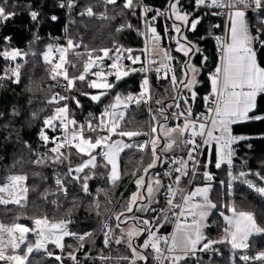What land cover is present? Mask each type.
Instances as JSON below:
<instances>
[{
  "label": "snow or ice",
  "instance_id": "snow-or-ice-1",
  "mask_svg": "<svg viewBox=\"0 0 264 264\" xmlns=\"http://www.w3.org/2000/svg\"><path fill=\"white\" fill-rule=\"evenodd\" d=\"M191 3L193 11L189 12L185 10L181 0H166L167 6L163 10L151 7L144 0H123L122 5L118 4V0H98V4L103 5L105 9L109 5L118 7V15H123L124 10H128L132 15H136L138 10L143 13L139 18L146 25L147 32L150 33L151 51L153 54L151 65H157L156 67L142 66L137 69L125 65L122 63V59L130 60L131 64L135 65L141 61V58L133 56L131 54L132 49H125L121 45H115L114 48L101 49H89L87 45H84L85 51L88 54V59L84 63V71L78 77H70L65 65L71 64L72 67H75V64L66 59V54L69 50L81 47L82 40L75 41L69 37L66 47L56 46L55 51L60 54L56 62L52 58L53 45H48L47 51L42 53L43 62L51 65L50 78L56 80L57 77L63 76V79L67 81V84L64 85L66 91H70L74 87L76 80L85 82L86 75L90 69L99 67V71L92 73L99 79L89 81L87 87L102 89L103 91L97 95L80 92V95L89 96L92 101L97 103L100 102L103 96L108 95L130 72L139 71L148 73L149 71H154L157 74V79L169 81L171 90L174 92V95L171 97V103H166L162 96L160 99L155 100V103L160 106L155 112L152 111L151 107L149 108L151 118L155 122L151 126L150 133L139 130H122L120 123L125 119V111H109V109H119L121 106L124 110H127L130 103H135L137 106L141 103H148L152 99V85L147 75H144L142 79L141 91L138 95L128 94L122 96L121 94H117L114 97V102L105 107L96 123H93V120L97 118L89 113V116L92 118L87 120L85 124H78L76 119L71 117L67 103L55 107L53 113L43 119L44 127L39 132V138L45 145L48 143L55 145L48 149V152L54 155L42 154L32 161V163L48 167L52 165H67L66 172L55 173L56 187L54 190L45 187L43 191L38 192L41 199L52 204H57V200L48 201V196L63 194L67 198L69 195V183L79 185L80 190L85 195L90 196L91 192L88 182L97 175L95 170L99 167L108 170L107 180L115 187L122 176L119 168L120 154L125 149L130 148H135L141 152H145L146 150L150 152L152 159L146 167H143L144 175L139 176L134 181L137 191L122 206L124 210L114 217L117 222L116 228L120 229V234L116 236L107 220L103 222L101 232L104 237V247H110L111 243H115L116 245L126 244L127 248L131 251V257L126 255L115 257L117 262L128 261L129 264H137L138 261H143L144 264H148V256L143 254L134 243L135 238L144 232L148 233L149 238L144 241L143 248L145 250L151 248L156 254L155 259L159 261L163 257L170 264H180L181 261L188 259L190 255L194 256L197 251L211 250L213 245L218 243H229L234 250H246L250 246L248 241L253 234H264V226L257 223L254 213L247 211L237 212L235 207H231L229 208V211L233 214L231 217L221 212L228 225L225 229L226 237L221 240L207 239L201 231L206 226L203 222L210 214V211L217 208V204L209 198V192L211 191L210 183L204 187H197L194 192L183 198L184 205L186 206L189 205L194 196L199 195L201 200L187 208L188 213L193 217L192 223L187 225L186 228H181L178 225V231L181 234L179 237L175 235L172 237L171 245L167 248L168 256H163V250L159 246L161 238L156 236L155 232L148 227L139 226V224L148 226L152 221L150 219H141V217L135 215L132 217H128L127 215L128 213H134V211L145 213L155 211L151 205L159 202L157 197L161 194L162 190L172 193L167 199L169 211L181 207L180 204L174 203L175 191L172 185H165L158 173L153 174L149 180H145V176L149 174L150 169L157 167L158 163L161 165L164 163L178 165L170 168L164 175L172 179L176 185H179L182 177L188 175L189 165H191L192 176L195 177L197 174L196 170L201 166L198 157L202 155V150L205 147L211 149L214 144L215 167L219 169L222 165H227L231 168L235 151L232 145L245 139L243 136H234L232 134V125L249 120H264V115L255 114L257 97L264 95V66H261V63L258 61V52L260 49H264V18H261L259 24L256 25L255 32H253L252 26L246 18L249 10L264 12V0H191ZM75 4L76 0H60L59 6L61 8L67 7L71 10ZM15 7L16 5L10 3V0H0V24L7 23L17 15L15 10H10L15 9ZM28 7L31 20L37 21L39 12L31 10V5ZM201 8L227 9L229 19L227 38L221 42V39L216 37L220 50V63L209 76L210 93L203 96L207 115H196L193 112L192 105L198 96L196 88L200 83L198 79L200 68L192 61L196 54L201 55L202 63H206L208 57L203 55L198 45L189 40L186 35L187 32H195L198 25H200L202 16L195 15V13H198ZM150 13L151 15H149ZM211 14L221 15L222 11H213ZM80 15L95 16L102 20H114L116 18L115 16L110 17L107 11L97 14L94 12L93 5L91 4L87 5ZM160 17H164L165 20L174 18L171 25H165L164 35L168 36L170 40H175L176 47L174 51L182 53L186 58L178 61L181 64L179 77L176 75L175 69L170 68L167 63V61H174L177 58L171 55V50L164 49L161 46L163 37L157 32L155 26ZM52 19L55 20L56 17L53 16ZM132 27L131 24H121L116 28V31L120 32ZM5 40L9 41L10 37H5ZM93 52H102V55L93 56ZM112 52L117 53L114 58L110 55ZM123 52H127L128 55L122 57L121 54ZM75 54L77 56L81 55V53ZM23 55L26 54L21 53L18 49L5 48L0 50V57L5 60L16 61L18 57H22ZM157 56L161 57L159 61L155 58ZM105 59L112 60V63L108 67L113 71L106 73L103 70V61ZM98 61L101 62L100 65H97ZM21 67V64L16 63L14 67L7 68L4 75L0 76V80L7 78L11 79L13 83H19ZM162 69L164 70L163 75H161ZM169 73H171L170 76ZM109 76L115 77V82H110ZM182 89L186 90L187 95L182 94ZM69 99L73 100L77 107H81L80 101L75 96L67 97L59 93L47 98L46 103L60 105L61 101ZM181 101L183 104H181ZM171 109H175V111H170ZM157 113L164 122L170 118L176 120L182 118L183 123L177 124L175 127H168L166 123L160 122ZM12 114L14 116L19 115L15 109H13ZM109 117L111 118L110 120L105 119ZM31 119H39L38 114L33 112ZM69 125L72 126L71 130H69ZM45 128L51 129L53 132L57 128H60L63 135L50 138L46 134ZM86 132L98 134L92 137L85 135ZM160 132H163L165 137L163 147H160ZM114 135L122 138H133L141 135L150 136L151 147L150 149L148 148L149 141L126 143L123 139L113 140L112 137ZM197 137L200 139L198 140ZM25 147L32 151L31 145L25 144ZM65 148L75 149V154L81 157L78 164L73 165L70 159L73 153L71 151H62ZM174 148L181 150L187 148L186 157L173 156L165 159L162 154ZM84 157L87 158L84 159ZM208 163H211V152L209 153ZM204 167L207 168V164ZM137 171H140V169L132 173L134 177L137 175ZM173 172L178 173V175L173 177ZM35 175L41 176L39 172L35 173ZM228 175L232 180L245 178L243 183H246L260 197L264 198V175L260 173L254 174L259 178L261 183H254L251 179H246L249 173L245 171H241L238 175H234L232 171H229ZM203 177L209 182L213 180V176L208 171L203 172ZM27 179L26 174H13L7 177V183L0 185V205L5 206V211H11V209L7 208L9 204L18 205L19 207L26 206V203H21V201H27L30 191V187L25 183ZM41 179H47V177L41 176ZM38 187V185H33L31 186V190L36 191ZM229 187H231V183H229ZM105 198L108 203L112 202L107 193H105ZM73 204L75 206V199L73 200ZM225 206L227 207V205ZM57 207H59L58 204ZM99 209L100 202L98 199L89 206V210H95L98 216L101 215ZM105 211H108V209H105ZM70 212L71 210H69V214ZM180 215H184V208L182 207ZM129 218L133 221H139V224L133 223L127 229L121 228V224H126ZM33 220L38 230L36 232L37 240L35 244L27 240V234L33 231L32 228L15 222L11 225H5L0 222V262H5V264H30L29 257L34 251L40 250H44L51 257L53 253L47 250L46 244L48 242L54 243L57 248L63 250L65 246L62 241L67 236L75 237L81 242L77 249L79 251L84 248L82 242L85 238L93 236L92 232L77 234L69 231L68 224L71 223V220H61L52 223L46 216L41 218L34 217ZM113 236H115V239H113ZM201 241L206 242L201 243ZM165 243H167V240H165ZM22 245L24 246L23 250L17 251L21 250ZM6 250H11L12 254H6ZM68 256L75 264H79L76 255L68 253ZM54 258L57 261L62 259L59 255H56ZM98 259L110 261L113 257L102 254ZM240 259L244 261H259L260 264H264V251H260L255 255L243 254Z\"/></svg>",
  "mask_w": 264,
  "mask_h": 264
},
{
  "label": "trees",
  "instance_id": "trees-1",
  "mask_svg": "<svg viewBox=\"0 0 264 264\" xmlns=\"http://www.w3.org/2000/svg\"><path fill=\"white\" fill-rule=\"evenodd\" d=\"M145 3L153 5L160 9L166 8V0H144ZM185 10L192 12L193 5L191 0H181ZM10 3L16 5L15 10L17 15L7 23L0 24V50L18 49L21 53L26 54L18 57L16 61L5 60L0 57V76H3L5 70L14 67L16 63L22 65L20 68V82L13 83L11 79L0 80V183H3L9 175L26 174L28 179L26 185L30 187L25 207L7 206L11 211H5V207L0 208V220L4 224H11L17 217H21L23 222L31 226L33 218L47 217L49 221L56 220H71L68 224V229L77 234L92 232L93 236H88L82 242L84 248L77 251L79 242L75 237L69 236L64 238L63 250H57L54 245H47L48 251L53 253L49 257L44 250L34 251L29 257L30 264H75L70 259L68 253H73L77 256L79 264H129L128 261L117 262L115 257L126 255L131 257V251L126 244L116 245L111 243L110 247H104V237L101 232L103 222H107L112 226L115 235L120 234V229L116 228V214L123 211V205L126 204L130 196L137 191L135 179L144 175L143 167H146L151 162L150 152L138 151H123L120 154L119 168L122 172L121 179L115 187L107 180L108 170L99 167L95 171L97 175L89 180V190L91 195H85L75 183H69V195L67 198L63 194L49 195L48 201L57 200V204H52L41 199L38 192L43 191L45 187L52 190L55 189L54 178L55 173H63L66 167L64 165L38 166L32 161L38 156L44 154L43 148L39 145L37 134L39 133L42 124L41 120L44 115L49 114L53 108L59 106L57 104H47V98H50L52 93L57 91L61 77L56 80L50 78L51 65L43 62L42 53L46 51L48 45L62 47L64 45V29L65 18L64 8H61L59 0H10ZM123 0H118V4L122 5ZM93 5L94 12L97 14L107 11V14L115 16L114 20H96L94 17L81 16L80 13L87 5ZM29 5L31 10L39 12L37 21H32L29 15ZM119 8L109 5L107 9L103 5L98 4V0H76V4L71 10L68 20V36L75 41H81V47L73 49L70 55V61L75 64L71 70V77H78L82 73L81 64L88 55L84 45L89 49L114 48L115 45H121L125 49H132L133 56L141 57L142 40L138 34L140 27L141 16L140 11L136 15H132L128 10H124L123 15H118ZM208 13V14H204ZM195 15H201L202 20L195 32H187L189 40L194 42L200 48V52L207 56V62L202 63L200 54L193 57V63L200 68L198 79L200 81L196 88L198 93L195 101L193 112L198 114L201 112L202 98L210 90V81L206 78L208 72H211L215 67L217 59V47L211 35L214 33L211 20L212 16L208 11L201 10ZM56 19L53 20L52 17ZM246 18L255 32L256 25L259 24L261 18H264V12L248 13ZM167 20L161 17L157 31L163 37L165 49L171 50V55L177 60L169 61L170 68H174L176 75L180 76L181 64L185 58L176 53L172 45H167L168 36L164 35L165 25ZM121 24H131L132 28H126L123 31L117 32L116 28ZM168 25V24H167ZM5 37H10L9 41ZM75 53H81L77 56ZM102 52H93L92 54L100 55ZM113 53V52H112ZM111 54V53H110ZM128 55L127 52L122 53ZM258 61L261 66H264V49L258 52ZM127 65L131 66V61L127 60ZM137 73H131L123 78L108 95L103 96L100 102H94L89 96L80 95V92H87L90 95L96 94L94 88L87 87L86 82L79 80L75 81L74 87L71 89L70 97L75 96L81 104L77 107L76 103L71 100L70 111L73 117L84 123L91 119L89 113L93 117H97L100 108L109 103L113 95L118 89H122V94H137L136 83H131L137 77ZM171 73H169V76ZM88 80L91 76L87 75ZM14 79V77H13ZM113 82V79L109 80ZM133 86V87H132ZM168 89V91H166ZM187 95L186 90H183ZM152 94L153 100L160 99L162 96L165 102L171 100L174 92L168 80L157 79V75L152 77ZM13 109L19 113L18 116L12 114ZM36 112L39 119L32 120V113ZM125 119L121 121L122 130H145L149 127L151 121L146 111L140 107H128L125 110ZM255 114L264 115V95L257 97V108ZM94 121V120H93ZM7 125V127H5ZM232 134L234 136H243L244 140H240L232 145L234 151L233 165L221 166L217 169L214 159L213 149L211 152V163H208L209 154L205 158L207 170L214 174V184L211 186L209 198L217 204L216 209H212L208 218L207 226L204 229V235L210 240L223 239L226 225L222 221L221 212L225 215L229 214V208L235 207L237 212L247 211L255 215L257 223L264 226V198L260 197L246 183H243L245 178L232 180L228 172L232 171L234 175H238L241 171L248 172L246 179H251L254 183H261L259 178L254 175L260 173L264 175V120H249L243 123L232 125ZM25 144L31 145L30 151ZM209 152V153H210ZM87 157H84L86 159ZM142 158V159H141ZM81 157L75 153L71 156L73 165L78 164ZM137 171L134 177L132 173ZM88 171V170H86ZM39 172L41 176L47 179H41V176L35 175ZM151 172V170L149 171ZM223 181V183H221ZM231 183V187H229ZM38 185L36 191L31 190V186ZM99 190V191H98ZM105 193L111 199L108 203L105 198ZM231 193V194H229ZM57 196L59 197L57 199ZM158 198V203L151 207L162 206ZM76 204L74 206L73 200ZM100 202L101 215H97L95 210H89V206L95 201ZM227 205V207L225 206ZM108 209V211H105ZM69 210H71L69 214ZM131 216L135 215L141 219H150V226H165L168 219L162 215H153L149 212L128 213ZM111 217V219H109ZM123 224H121V228ZM115 239V236H113ZM29 242L34 244L33 237H29ZM94 241V243H93ZM145 241L143 237L137 240V247ZM206 241H203V243ZM249 249H264V234L253 235L249 238ZM71 246V247H69ZM23 250V249H22ZM21 250V251H22ZM212 251H221L222 256L206 255L202 257L189 256L180 264H240L235 257L229 255L231 246L229 243H218L213 245ZM148 256V264H156L155 253L151 248L142 251ZM113 257L110 261H102L98 259L101 255ZM61 256V260L57 261L54 257ZM137 264H144L143 261H138ZM258 264V263H253Z\"/></svg>",
  "mask_w": 264,
  "mask_h": 264
},
{
  "label": "built area",
  "instance_id": "built-area-1",
  "mask_svg": "<svg viewBox=\"0 0 264 264\" xmlns=\"http://www.w3.org/2000/svg\"><path fill=\"white\" fill-rule=\"evenodd\" d=\"M59 2H60V0H59ZM148 5H150V4H148ZM150 6L153 7V8H157V7L153 6V5H150ZM71 10H69L67 7H64L65 29H64V34H63L64 45L62 47H66L67 39L69 38V36H68V25H69L68 17H69V14H70ZM201 10L208 11L210 13V15L212 16V18H213L211 20V24H212V27L214 28L215 31L211 35V38L213 39V41H214V43L216 44V47H217V59H216V62H215V67H214V69L211 72H208L207 75H206V78L209 80V76L215 71V68L220 63V60H219L220 50H219V45H218V42L216 40V37H219L221 39V42H222L223 40H225L227 38V35H228V27H229V19H228V15H227V11L228 10L227 9H224V10L207 9V8H201ZM213 11H222V14L221 15H212L211 13ZM248 13H254L255 14V13H259V12H254V11L249 10L247 12V14ZM140 14H141V16L143 15V13L141 11H140ZM149 15H151V13ZM86 17H88V16H86ZM88 18H90V17H88ZM160 18L155 23L156 28H157V25H158V22H159ZM95 19L96 20H100L97 17H95ZM138 34L140 35L141 40H142V47H143L142 51H143V54L140 57L141 61L138 62L135 65H131L130 67L137 68V69L141 68L142 66L156 67L157 65H151V59L153 58V54H152V51H151L150 33L147 32V27L143 23L142 19H141L140 27H139V30H138ZM161 46L165 49L164 43H163V38H162V41H161ZM75 49H78V48H75ZM71 51L72 50H69L68 53L66 54V59L67 60H69L70 59V55H72ZM92 55L95 56V55H98V54H92ZM100 55H102V53ZM110 55L113 56V58H114L115 55H117V53L113 52ZM121 55L123 57V54H121ZM155 58L157 59V61H159L161 57L157 56ZM87 59H88V55L85 57V60L81 64L82 73L84 71V63L87 61ZM56 61H54V62H56ZM126 62H127V60H123L122 59V63L127 65ZM100 63L101 62L98 61L97 65H100ZM111 63H112V60H110V59H105L103 61V65H104V69L103 70L106 73L113 71L110 67H108V65H110ZM167 63L169 64V61H167ZM65 68L67 69L68 75L71 77V70L74 67H72L71 64H66ZM99 70H100L99 67H93L92 69H90V71H89V73L87 75L91 76V80H88V77L86 75V81L85 82L88 83L89 81H93V80L97 79V77L95 75H93L92 73H94L96 71H99ZM163 71L164 70L162 69L161 70V75H163ZM131 73H137L138 74L137 77L134 78L132 80V82H131V83H136V86H137V94L136 95H138L139 92L141 91V82H142V79H143L144 75L148 76L151 85H152V77L154 75H157L154 71H149L148 73H142V72L137 71V72H130V74ZM60 77H61V80L59 81L58 89H57V91L52 93V95L56 94V93H59L60 95L70 97L71 90L70 91H66L65 87H64V85L67 84V81H65L63 79V76H60ZM108 79L109 80L113 79L114 80L113 82H115V77H113V76H109ZM210 90H211V87H210ZM210 90H209V92L207 94L210 93ZM117 94H121L122 96L128 95V94L123 95L122 94V89H118L115 92V94L113 95V97L111 98V100L109 101V103L103 105L100 108V111L98 112L97 117H96L97 119L94 120L93 123H96L98 121V119L100 118V115L104 111L105 107L114 102V97ZM182 94L185 95L183 90H182ZM70 102H71V99H69L67 101H61L59 106L63 105L64 103H67L68 106H69V109H70ZM171 102L172 101L169 100L166 103H171ZM181 104H183L182 101H181ZM130 106L140 107V108H142V109H144L146 111L147 115L150 118L151 123H150V125H149V127L147 129L139 130V131H144V132H149L150 133L151 132V126L155 122L151 118V114L149 113V108L151 107L152 111L155 112L156 109L158 107H160L153 100V94H152V99L148 103H141L139 106H137L135 103H130L129 107ZM54 109L55 108H53L52 111L49 114L44 115L42 117V120H41L42 127H44L43 126V119L46 116L52 114ZM122 110L125 111L122 108V106H121V108L116 109V110L109 109L110 112L111 111H122ZM170 111H175V109H171ZM199 114L207 115L206 106H205V103L203 101V98H202L201 112L196 114V115H199ZM70 115H71V117H73L72 114H71V111H70ZM157 117H158V119L160 120L161 123H166L168 127H175L177 124H182L183 123V119L182 118L180 120H176V119L170 118L168 121L164 122L162 120V118L159 116L158 113H157ZM105 119L110 120L111 118L109 117V118H105ZM76 121L78 122V124H85L83 121H79L77 119H76ZM71 128H72V126L69 125V130H71ZM45 132L50 138L60 137V136L63 135V132L61 131L60 128H57V130L55 132L51 131V129L45 128ZM97 134L98 133H92V132H86L85 133V135L92 136V137H95ZM99 134H103V133H99ZM152 135H156V134H152ZM159 135H160V147H163V141H164L165 137H164L163 132H160ZM112 139L113 140L123 139L124 142H126V143H140V142H144V141H149L148 148L150 149V147H151V145H150L151 137L150 136L141 135V136L133 137V138H127V137H123L122 138V137L114 135L112 137ZM197 139L199 140L200 138L197 137ZM37 140H38L39 145L42 146L44 154H47L49 156L54 155V154L48 152L49 148L55 146L53 143H48L47 145H45V143L42 140H40L39 133L37 134ZM211 149H213L214 159H215V145L214 144L212 145ZM211 149L205 147L202 150V155H200L198 157L201 166L196 170L197 174L195 175V177L192 176L191 165H189L188 175L185 176V177H182L179 185H176L172 179H170L169 177L164 175V173L169 171L170 168H174V167L178 166L176 164L164 163V164L161 165V164L158 163V166L150 169L151 172H149V174L146 176L147 180H149L153 174H157L158 173L159 177L162 179V181H163V183L165 185H168V184L172 185L173 190L175 191L174 203H178V204L181 205L182 208H184V215L183 216L180 215L181 207L174 208L172 211H169L168 210L169 209V205L167 204V199L169 198V196L172 195V193H167L164 190H162L161 194H159V196H158L160 201H161V203H162V206L152 207V208L155 209V211H148V212L153 214V215H156V216L162 215V216L166 217L168 219V223L165 226H157L156 228L153 229L152 226H149V225L148 226H144L142 224H139V221H133L131 218H129L127 220V223H137V224H139L140 227H148L150 230H154L156 236L161 238L159 246L163 250V256H168L169 255V253L167 252V248L171 245L172 237L175 235L178 225L181 224V223H186V224H191L192 223L193 217L188 213L187 208L190 207L192 204H195V203H197V202H199L201 200V197L199 195L194 196L192 198V200L189 202V205L186 206V205H184L183 198L188 196L190 193L194 192L197 187H204L206 184H209V183H210L211 186L214 184V174L212 172H210L209 170H207V168L204 167V165L206 164L204 160H205L206 156L209 154ZM62 151H71L72 153H75V149H67V148H65V149H62ZM97 151H99V150H97ZM124 151H138V152H141V151H139V150H137L135 148L125 149ZM158 151H159V147H158ZM186 153H187V148H184L183 150L174 148L173 150H170L167 153H163L162 155L164 156L165 159H169V158H171L173 156H175V157H186ZM70 159H71V157H70ZM214 166H215V164H214ZM222 166H227V165H222ZM66 171H67V165H66V167L64 169V172H66ZM204 171H208L213 176V180L212 181L209 182V181H206L204 179V177H203V172ZM176 175H178V173H175V172L172 173L173 177H175ZM5 183H7V178L5 179V181L3 183H0V185H3ZM54 186H55V178H54ZM11 205H13V204H9L7 206H11ZM13 206H16V205H13ZM2 207H5V206L0 205V208H2ZM128 217H132L131 214H129ZM143 219H145V218H143ZM58 221H61V220L50 221V222L55 223V222H58ZM0 222H1V220H0ZM15 223H19V224L28 226V225L22 223L21 218H18L15 221ZM5 225H7V224H5ZM28 227L32 228L33 231L29 232L27 234V240H28V236H32L33 239H34V244H35V242L37 240L36 232L38 230L36 229V226H35L34 222L32 223L31 226H28ZM17 235H19V233H17ZM67 237H69V236H67ZM140 237H143L144 239H148L149 238L147 232H144V233L140 234L139 237L134 240V243H135L136 246H137V240ZM165 240H167V243H165ZM47 245H55V244L51 243V242H48L46 244V246ZM23 247L24 246L22 245L21 246V250L23 249ZM21 250H17V251H21ZM260 251H264V249H256V250H252V249H249V248L246 249V250H242V249H235L234 250V249H231V250H229L228 253H229L230 256L235 257L240 264H253V263L260 264L259 261H252V260L244 261V260L240 259L241 255H243V254L255 255V254H257ZM6 254H12L11 250H6ZM206 255H216L217 257H221L222 256V252L221 251L204 250V251H197L194 256L202 257V256H206ZM0 264H5V262H0ZM156 264H168V260H164L163 257H161V259L159 261L156 259Z\"/></svg>",
  "mask_w": 264,
  "mask_h": 264
},
{
  "label": "rangeland",
  "instance_id": "rangeland-1",
  "mask_svg": "<svg viewBox=\"0 0 264 264\" xmlns=\"http://www.w3.org/2000/svg\"><path fill=\"white\" fill-rule=\"evenodd\" d=\"M59 53L58 52H56L55 51V49L53 50V53H52V57H53V59H54V61H58V57H59ZM99 78H97V79H95V80H98ZM183 90V89H182ZM96 91H98V93H100L101 91H103L102 89H97ZM146 177V176H145ZM209 194H210V192H209ZM212 211V210H211ZM210 211V212H211ZM233 214H232V212H230L229 214H227V216H229V217H231ZM209 216V215H208ZM18 218H21V217H18ZM208 218V217H207ZM207 218H206V220L203 222L206 226H207ZM17 220V218L12 222V223H14L15 221ZM21 221H22V223H24L23 222V220H22V218H21ZM222 221L224 222V224L226 225V228L228 227V225L226 224V222H225V220H224V218H223V216H222ZM34 222V221H33ZM32 222V223H33ZM11 223V224H12ZM25 224V223H24ZM133 224V223H132ZM132 224H128V225H126L125 226V228L124 229H127L129 226H131ZM10 225V224H9ZM32 225V224H31ZM187 225H189V224H186V223H181V224H179V226L181 227V228H186L187 227ZM150 226V225H149ZM205 226V227H206ZM205 227H203L202 229H201V231L203 232V234H204V229H205ZM152 231H154V230H152ZM181 233L178 231V227H177V229H176V233H175V236H177V237H179V235H180ZM226 232H224V236H223V239L226 237ZM29 237H32V236H28V239H29ZM64 238H67V237H64ZM34 240V239H33ZM145 240H147V239H145ZM144 243V242H143ZM201 243H203V241H201ZM55 247H56V245H54ZM230 246H231V244H230ZM141 247H142V249L144 250V248H143V244L141 245ZM24 248V247H23ZM56 249L57 250H61L60 248H57L56 247ZM140 249V248H139ZM168 264H170V262L168 261Z\"/></svg>",
  "mask_w": 264,
  "mask_h": 264
},
{
  "label": "crops",
  "instance_id": "crops-1",
  "mask_svg": "<svg viewBox=\"0 0 264 264\" xmlns=\"http://www.w3.org/2000/svg\"><path fill=\"white\" fill-rule=\"evenodd\" d=\"M174 19V18H173ZM173 19H168L167 21H166V23L168 24V25H171L172 24V22H173ZM177 23H180V22H177ZM186 35H187V33H186ZM167 45H172V48H173V50L175 49V47H176V44H175V40L174 39H172V40H170L169 38H168V41H167ZM54 50V49H53ZM46 51H47V49H46ZM177 53V52H176ZM178 54H180L181 56H183L182 55V53H178ZM184 57V56H183ZM53 58V57H52ZM185 58V57H184ZM186 59V58H185ZM98 78V77H97ZM94 90H97V89H94ZM97 93L96 94H94V95H97V94H99L98 93V91H96ZM243 122H245V121H243ZM243 122H240V123H243ZM146 178V177H145ZM128 224H132V223H126V224H123L122 225V227H123V229L125 228V226L126 225H128ZM253 235H257V234H253ZM252 235V236H253ZM139 237V236H138ZM138 237H136L135 239H137ZM143 244V243H142ZM141 244V245H142ZM140 249V251L142 252L143 251V249H142V247L140 246L139 247ZM231 249H232V247H231Z\"/></svg>",
  "mask_w": 264,
  "mask_h": 264
},
{
  "label": "water",
  "instance_id": "water-1",
  "mask_svg": "<svg viewBox=\"0 0 264 264\" xmlns=\"http://www.w3.org/2000/svg\"><path fill=\"white\" fill-rule=\"evenodd\" d=\"M194 105H195V102H194L193 105H192L193 109H194ZM145 180H147V178H145Z\"/></svg>",
  "mask_w": 264,
  "mask_h": 264
}]
</instances>
